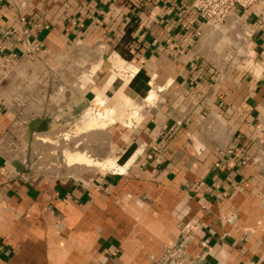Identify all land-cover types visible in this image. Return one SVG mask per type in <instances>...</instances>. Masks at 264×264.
<instances>
[{"label": "crops", "instance_id": "1", "mask_svg": "<svg viewBox=\"0 0 264 264\" xmlns=\"http://www.w3.org/2000/svg\"><path fill=\"white\" fill-rule=\"evenodd\" d=\"M191 3L0 0V264H168L174 246L189 264H264V0L219 30ZM112 63L129 77L115 108L153 94L120 172L27 174L3 147L31 134L4 81L86 64L84 94L105 95Z\"/></svg>", "mask_w": 264, "mask_h": 264}, {"label": "rangeland", "instance_id": "2", "mask_svg": "<svg viewBox=\"0 0 264 264\" xmlns=\"http://www.w3.org/2000/svg\"><path fill=\"white\" fill-rule=\"evenodd\" d=\"M18 65L26 73L42 70L35 63L30 66L23 63ZM111 65L108 77L113 76L116 83L105 95L104 90H98L99 84L96 83L93 94H84L85 83L91 79L86 76L77 82L76 77L88 74L86 64L79 68L75 66L78 70L73 76L69 66L61 69L62 75L58 71L56 78L53 71L47 75V85L44 82L40 84L38 79H21L16 76L4 81H10L11 103L20 110L17 113L19 121L26 123V126L27 123L31 124V134L27 146L17 142L13 145L12 141H8L3 147L10 150L22 148L26 157L21 165L27 174L47 173L60 178L90 179L110 172H120L116 168L124 161L125 141L131 139L130 135L140 121L145 106L150 104L153 94L143 103L141 98L134 96L128 89L123 94L118 93L124 97V107L115 108L113 100L117 93L114 87H126L129 77H125L122 66ZM46 123L49 126H42Z\"/></svg>", "mask_w": 264, "mask_h": 264}, {"label": "built area", "instance_id": "3", "mask_svg": "<svg viewBox=\"0 0 264 264\" xmlns=\"http://www.w3.org/2000/svg\"><path fill=\"white\" fill-rule=\"evenodd\" d=\"M262 3L263 0H192L190 6L205 27L219 30L224 26L236 29L242 23L240 17L234 14L253 10ZM239 164L241 166L247 164L244 157L239 158ZM202 245H205V243H202ZM183 249V247L177 246L167 248L168 264H189L184 259Z\"/></svg>", "mask_w": 264, "mask_h": 264}, {"label": "bare ground", "instance_id": "4", "mask_svg": "<svg viewBox=\"0 0 264 264\" xmlns=\"http://www.w3.org/2000/svg\"><path fill=\"white\" fill-rule=\"evenodd\" d=\"M119 93L121 94L122 91H119ZM122 94H123V93H122ZM123 98H124V97H122V99H123ZM125 100H126V98H125ZM116 102H117V101H116ZM121 106H122V105H121ZM110 118H111V117H110ZM124 126H125V125H124ZM102 163H103V162H102ZM111 163H112V162H111ZM105 164H106V163H105ZM107 164H110V163H107ZM112 164H113V163H112ZM112 164H111V166H114V168H115V165H112ZM108 166H110V165H108ZM111 166H110V167H111ZM105 167H106V166H105ZM105 167H104V168H105ZM110 167H108V168H110ZM104 168H101V169L104 170ZM106 168H107V167H106ZM112 168H113V167H112ZM116 169H117V170H120V168H119L118 166H117Z\"/></svg>", "mask_w": 264, "mask_h": 264}]
</instances>
